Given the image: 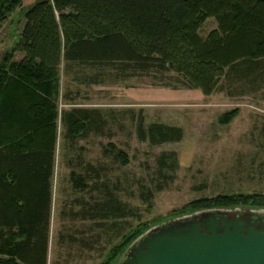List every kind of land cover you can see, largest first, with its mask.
I'll return each mask as SVG.
<instances>
[{
	"label": "trees",
	"instance_id": "trees-1",
	"mask_svg": "<svg viewBox=\"0 0 264 264\" xmlns=\"http://www.w3.org/2000/svg\"><path fill=\"white\" fill-rule=\"evenodd\" d=\"M22 2L0 0V27ZM210 17L217 29L202 38L198 29ZM17 53L24 56L16 60ZM72 64L107 67L115 80L174 73L205 95L227 91L229 97L264 98V0L36 1L14 48L0 61V264H47L61 68ZM238 114L236 108L219 121L228 124ZM63 121L75 139L104 136L107 126L99 110L80 107L65 112ZM137 134L153 146L184 138L181 127L146 128L142 120ZM110 149L121 165L129 163L124 151ZM177 165L176 152L157 158L160 173ZM86 170L99 178L95 166ZM71 175L76 188L86 187L84 177ZM235 206L264 209V193L201 198L178 212ZM82 217L119 219L127 212L109 195ZM152 227L140 224L124 235L101 264H115Z\"/></svg>",
	"mask_w": 264,
	"mask_h": 264
},
{
	"label": "rangeland",
	"instance_id": "rangeland-1",
	"mask_svg": "<svg viewBox=\"0 0 264 264\" xmlns=\"http://www.w3.org/2000/svg\"><path fill=\"white\" fill-rule=\"evenodd\" d=\"M36 1L23 0L1 24L0 61L14 48L25 24V13ZM215 29L217 21L210 17L198 30L206 38ZM23 56L17 53L16 60ZM113 75L111 69L102 66L72 64L61 68L50 264H101L123 236L138 225L147 223L152 227L193 214L178 211L194 200L220 194L264 193L261 94L237 98L227 96V91H215L205 95L187 87L184 78L174 73L126 80H115ZM92 76H98L101 83H91ZM221 86L222 82L218 88ZM78 107L100 111L107 123L104 136H67L63 114ZM236 108V118L228 124L220 123L221 116ZM141 120L146 128L153 123L181 127L184 138L176 143L150 145L138 137ZM110 145L127 154V165L119 163ZM163 152H176L178 165L160 173L157 158ZM89 164L95 166L99 178L87 172ZM72 173L85 178V188L75 187ZM109 195L124 204L127 217L82 219ZM220 209L261 210L248 206ZM206 210L211 209L201 211Z\"/></svg>",
	"mask_w": 264,
	"mask_h": 264
},
{
	"label": "water",
	"instance_id": "water-1",
	"mask_svg": "<svg viewBox=\"0 0 264 264\" xmlns=\"http://www.w3.org/2000/svg\"><path fill=\"white\" fill-rule=\"evenodd\" d=\"M263 223L264 209L196 212L153 226L115 264H264Z\"/></svg>",
	"mask_w": 264,
	"mask_h": 264
},
{
	"label": "crops",
	"instance_id": "crops-1",
	"mask_svg": "<svg viewBox=\"0 0 264 264\" xmlns=\"http://www.w3.org/2000/svg\"><path fill=\"white\" fill-rule=\"evenodd\" d=\"M49 242H50V238H49ZM83 249H85L84 247H83ZM48 261H49V250H48V258H47V264H50V262L48 263ZM61 264V263H60ZM64 264H67V263H64ZM76 264H78V262H76ZM85 264V263H84Z\"/></svg>",
	"mask_w": 264,
	"mask_h": 264
},
{
	"label": "flooded vegetation",
	"instance_id": "flooded-vegetation-1",
	"mask_svg": "<svg viewBox=\"0 0 264 264\" xmlns=\"http://www.w3.org/2000/svg\"><path fill=\"white\" fill-rule=\"evenodd\" d=\"M242 218L245 219V220H250L251 219V217H249V216H243ZM262 226L264 227V223H263Z\"/></svg>",
	"mask_w": 264,
	"mask_h": 264
}]
</instances>
